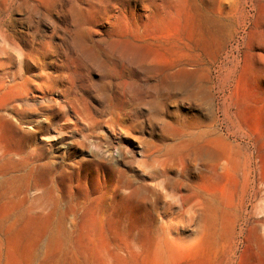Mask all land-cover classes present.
<instances>
[{"label":"rangeland","instance_id":"1","mask_svg":"<svg viewBox=\"0 0 264 264\" xmlns=\"http://www.w3.org/2000/svg\"><path fill=\"white\" fill-rule=\"evenodd\" d=\"M0 264H264V0H0Z\"/></svg>","mask_w":264,"mask_h":264},{"label":"bare ground","instance_id":"2","mask_svg":"<svg viewBox=\"0 0 264 264\" xmlns=\"http://www.w3.org/2000/svg\"><path fill=\"white\" fill-rule=\"evenodd\" d=\"M188 74H189L188 71L182 70L181 73L178 75V77L181 80H185V78H187ZM198 154L203 155L204 157L209 158V159H215L217 157L216 152L213 149H209V148L206 150L200 149Z\"/></svg>","mask_w":264,"mask_h":264}]
</instances>
